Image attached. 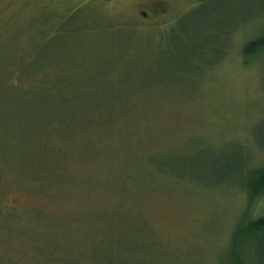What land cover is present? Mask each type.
Wrapping results in <instances>:
<instances>
[{
	"label": "rangeland",
	"instance_id": "obj_1",
	"mask_svg": "<svg viewBox=\"0 0 264 264\" xmlns=\"http://www.w3.org/2000/svg\"><path fill=\"white\" fill-rule=\"evenodd\" d=\"M67 16L116 67L81 103L6 129L5 82L34 85L10 67ZM261 37L264 0H0V139L18 148L0 153V264H100L118 242L141 249L131 264H222L240 177L264 164V52L244 55ZM262 215L264 200L248 212Z\"/></svg>",
	"mask_w": 264,
	"mask_h": 264
},
{
	"label": "trees",
	"instance_id": "obj_2",
	"mask_svg": "<svg viewBox=\"0 0 264 264\" xmlns=\"http://www.w3.org/2000/svg\"><path fill=\"white\" fill-rule=\"evenodd\" d=\"M206 1L210 0H199L201 3ZM156 8L155 13L160 11L158 7ZM86 20L83 16L75 19L72 16L60 17L52 21L53 23L51 18L44 19V25H47L45 26L47 28L46 30L41 28L47 32L45 41H34L32 56L29 59L22 58L17 70L12 69L13 64L10 67L12 73L22 72V76L33 74L34 85L31 84L30 87L25 88L18 79L10 84L5 82L6 86L1 98L4 102L1 105L8 110L4 112L6 117L1 119H5L8 123L9 127H5L6 129H17L18 125L25 122L32 123L31 118L34 115L49 120V116L54 118L57 114L56 107L81 103L85 97L82 94L94 92L95 88L92 87L95 78L103 77L104 80H100L103 83L101 86L106 84L105 77L116 67V55L115 58L108 60L106 49L99 53L91 51L93 39L87 38L88 33L85 34L86 36L79 34L80 23ZM29 40L31 42V39ZM54 40L56 44L53 43ZM117 45L118 43L112 46L115 48ZM124 50V43L118 45V51H121V54L117 58L125 53ZM263 52L264 37L247 44L244 48L246 64L255 60ZM103 54L107 61L103 59ZM102 62L104 65L100 66ZM8 88L11 91V97L7 99ZM24 127L21 128L24 129ZM31 134H33L32 139L39 136L35 131ZM27 141L29 140L24 139L25 143ZM17 150L14 144L10 145L0 139V153L6 155ZM248 159L250 160L248 167L244 169L245 172L242 173L238 184L240 191L246 196L247 208L235 227L227 251L229 256L227 255L228 258L222 264H264V215L256 219H250L248 216V212L255 204L264 200V164L255 166L251 158ZM153 167L156 173L161 174L159 166L153 165ZM114 246L119 253L102 256L100 264H131L134 260L130 257H136L142 252L140 248L132 244L118 242Z\"/></svg>",
	"mask_w": 264,
	"mask_h": 264
},
{
	"label": "flooded vegetation",
	"instance_id": "obj_3",
	"mask_svg": "<svg viewBox=\"0 0 264 264\" xmlns=\"http://www.w3.org/2000/svg\"><path fill=\"white\" fill-rule=\"evenodd\" d=\"M144 15H146V13H143Z\"/></svg>",
	"mask_w": 264,
	"mask_h": 264
}]
</instances>
